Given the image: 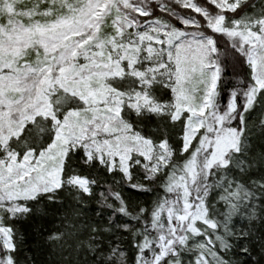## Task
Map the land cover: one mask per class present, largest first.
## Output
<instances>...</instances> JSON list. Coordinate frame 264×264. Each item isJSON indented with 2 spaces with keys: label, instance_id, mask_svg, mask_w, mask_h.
<instances>
[{
  "label": "snow or ice",
  "instance_id": "snow-or-ice-1",
  "mask_svg": "<svg viewBox=\"0 0 264 264\" xmlns=\"http://www.w3.org/2000/svg\"><path fill=\"white\" fill-rule=\"evenodd\" d=\"M0 264H264V0H0Z\"/></svg>",
  "mask_w": 264,
  "mask_h": 264
}]
</instances>
